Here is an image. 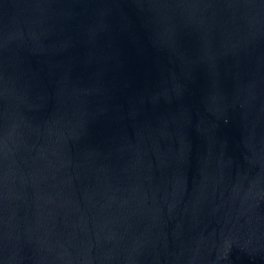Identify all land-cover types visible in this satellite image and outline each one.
<instances>
[{"label":"water","instance_id":"95a60500","mask_svg":"<svg viewBox=\"0 0 264 264\" xmlns=\"http://www.w3.org/2000/svg\"><path fill=\"white\" fill-rule=\"evenodd\" d=\"M0 264H264V0H0Z\"/></svg>","mask_w":264,"mask_h":264}]
</instances>
